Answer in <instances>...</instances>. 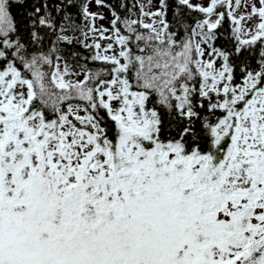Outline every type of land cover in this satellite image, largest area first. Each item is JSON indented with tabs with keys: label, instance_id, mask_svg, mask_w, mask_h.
<instances>
[{
	"label": "snow or ice",
	"instance_id": "1",
	"mask_svg": "<svg viewBox=\"0 0 264 264\" xmlns=\"http://www.w3.org/2000/svg\"><path fill=\"white\" fill-rule=\"evenodd\" d=\"M0 264H264V0H0Z\"/></svg>",
	"mask_w": 264,
	"mask_h": 264
},
{
	"label": "trees",
	"instance_id": "2",
	"mask_svg": "<svg viewBox=\"0 0 264 264\" xmlns=\"http://www.w3.org/2000/svg\"><path fill=\"white\" fill-rule=\"evenodd\" d=\"M75 11H76V10L73 9V12H75ZM90 11H92V10H90ZM103 12H105L106 14H108L106 9H103ZM12 13H13V15L16 16L17 20L20 19L21 9H19V8H17V7H13V8H12Z\"/></svg>",
	"mask_w": 264,
	"mask_h": 264
},
{
	"label": "rangeland",
	"instance_id": "3",
	"mask_svg": "<svg viewBox=\"0 0 264 264\" xmlns=\"http://www.w3.org/2000/svg\"><path fill=\"white\" fill-rule=\"evenodd\" d=\"M144 2H146V0H144ZM155 3H153V6H152V10H154L155 9ZM89 10H92V11H102L103 12V9H97L95 6H93V5H90L89 6ZM105 15H107L105 12H103ZM105 23V25L107 24V22L105 21L104 22Z\"/></svg>",
	"mask_w": 264,
	"mask_h": 264
}]
</instances>
